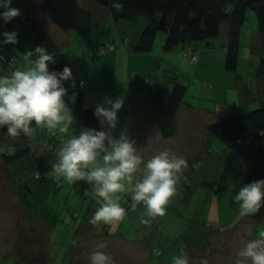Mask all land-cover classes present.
<instances>
[{
	"label": "rangeland",
	"instance_id": "obj_1",
	"mask_svg": "<svg viewBox=\"0 0 264 264\" xmlns=\"http://www.w3.org/2000/svg\"><path fill=\"white\" fill-rule=\"evenodd\" d=\"M80 2L93 15L89 34L57 26L41 12L42 0H12V7L19 8L21 15L7 24L0 21L2 32L14 30L21 38L15 48L19 67L27 66L24 60L27 50L42 45L55 54L57 63L64 61L72 68L76 83L65 97L75 117L69 133L56 132L55 138L37 129L28 139L30 153L13 168L0 170V264H89V253L97 250L100 243L107 245L101 250L115 264H171L181 248L188 254L190 264H202L205 260L207 264H236L237 251L248 239L257 238L264 231V219L239 216V207L232 200L233 191L246 184L251 166L213 136L208 125L264 104V81L256 82L263 65L257 49L263 50L264 57V43L256 41L255 11H248L238 67L230 70L226 67L224 49L226 23L212 46L198 41L203 43L204 51L199 53L197 63L190 60L191 53H183L182 45L165 50L164 31L159 32L154 42L161 49H153L149 56H144L133 51L144 27V15L135 21H117L111 14L107 16L105 8H108L104 5L93 0ZM29 15L33 20L27 18ZM50 30L53 37L44 36V31ZM61 40L64 41L60 43ZM56 41L59 45H55ZM8 51L10 45L4 54L9 55ZM220 51L224 53L223 59ZM53 66H49L50 70ZM153 67L155 71L145 73ZM158 70L164 72L166 89L173 87V79L187 85L176 119V134L170 138L163 137L158 125H153L156 118L147 87L142 83L144 74L156 80ZM10 73L0 62V75ZM81 75L84 87L79 86ZM81 89L88 100L86 107L95 108L106 96L113 99L123 96L119 123L107 131L113 136L129 135L145 160L164 149L186 158L188 166L164 216L147 217L142 204L133 207L130 194L120 193L126 216L111 225H92L89 218L98 205L90 194H84L89 185L84 181L76 184L58 181L51 170L43 178L35 176L32 168L35 156L47 149L56 151L62 143L51 139L60 136L66 139L79 132L81 124L73 107ZM250 90L256 95L251 97ZM0 136V152H12L11 143L21 142L2 132ZM145 219L149 222L144 223Z\"/></svg>",
	"mask_w": 264,
	"mask_h": 264
},
{
	"label": "clouds",
	"instance_id": "obj_2",
	"mask_svg": "<svg viewBox=\"0 0 264 264\" xmlns=\"http://www.w3.org/2000/svg\"><path fill=\"white\" fill-rule=\"evenodd\" d=\"M110 4L116 12L124 10L123 0H110ZM0 9V21L5 24L21 15L19 8L12 7V0H0ZM18 35L14 30L0 32V46L16 44ZM24 60L27 66L21 68L16 66V58L9 59L7 63L13 70L9 75H0V129L6 128L10 137H32L38 128L69 133L75 117L65 100V82L75 88L72 68L65 65L62 70H50L57 59L42 45L27 50ZM123 105V96L104 97L93 113L100 128L82 127L79 134L68 135L57 147L55 162L51 164L56 180L70 184L84 181L89 185L84 194H90L98 205L89 218L92 225H111L126 216L120 193L130 194L133 207L142 204L147 217L164 216L188 166L186 158L169 149L145 160L129 135H110L107 129L117 127ZM232 200L239 207L240 217L258 213L264 207V179L243 184L233 191ZM106 247L104 243L96 245L97 250L89 253V264H115L101 250ZM171 264H190L183 248L172 257ZM236 264H264V231L239 249Z\"/></svg>",
	"mask_w": 264,
	"mask_h": 264
},
{
	"label": "trees",
	"instance_id": "obj_3",
	"mask_svg": "<svg viewBox=\"0 0 264 264\" xmlns=\"http://www.w3.org/2000/svg\"><path fill=\"white\" fill-rule=\"evenodd\" d=\"M93 1L107 7L111 16L117 21L121 19L135 21L141 15L146 17L145 26L133 47V51L137 53L150 52L157 34L164 31L167 35L164 43L165 50H172L178 45H183L184 53L186 55L191 53L190 60L195 55L199 60V53L194 43L205 41L207 46H212L213 41L220 36L222 23H226L228 25L226 67L236 70L242 31L248 21L250 9L256 13L258 30L263 36L262 43H264V0H123L124 10L122 12H116L111 7L110 0ZM40 10L62 29L77 30L84 34L91 32L93 15L81 5L80 0H42ZM18 37L19 41L16 44H8L11 45L12 55L16 54L15 47L21 40L19 35ZM6 46L0 49V53L5 57V60L0 59V62L4 63L6 70H9L6 59L8 60L12 55L7 57L4 54ZM19 61L20 59L18 64ZM65 65L64 61L58 62L51 70H62ZM173 83L170 90L165 88V84L168 83L162 70H158L156 80L148 76L144 81L160 133L165 138L176 134L178 110L187 91V85L184 83L176 79H173ZM70 84L71 82H65V87L68 88ZM84 85V76L81 75L79 86L84 87ZM85 96V92L81 89L73 107L74 114L83 127L99 129V121L93 114L95 108L86 107ZM38 130L50 134L51 137L57 136L56 132L52 133L40 128ZM208 130L250 164L251 171L245 183L264 179V104L239 115L219 118L208 125ZM0 132L7 135L6 128L0 129ZM16 138L21 139V142L11 143L12 152L2 150L0 154V163L3 168H13L14 164L20 162L31 151L28 144L30 137L21 135ZM55 138L51 141L60 140L62 142L65 137ZM54 158L56 159V151L50 149L35 156L32 164L35 176L45 177L44 173L51 170V164L55 162ZM20 168L17 171L14 170L15 174ZM248 217L256 221L263 220L264 207L258 213Z\"/></svg>",
	"mask_w": 264,
	"mask_h": 264
},
{
	"label": "crops",
	"instance_id": "obj_4",
	"mask_svg": "<svg viewBox=\"0 0 264 264\" xmlns=\"http://www.w3.org/2000/svg\"><path fill=\"white\" fill-rule=\"evenodd\" d=\"M105 10H107L106 11V14H107V16H108V14H110V12H109V10L108 9H106L105 8ZM102 12H104V9H102ZM28 14H29V12H28ZM100 14V13H99ZM100 15H102V14H100ZM103 16V15H102ZM104 17V16H103ZM27 18L31 21V20H33L31 17H30V15L29 16H27ZM145 23H146V20L144 21V26H145ZM222 25H223V23H222ZM222 25H221V27H222ZM38 29L41 31V32H43L42 31V28L39 26L38 27ZM227 29H228V25L226 26V28L224 29V34H225V39H226V41H227V43H228V33H227ZM4 31V30H3ZM0 32H2V28L0 29ZM257 32H258V37L256 38V41H257V43H261L262 42V38H263V36H262V34L259 32V30H258V27H257ZM159 34V33H158ZM158 34H157V36H156V39H157V37H158ZM44 36H50L51 38L53 37V35H52V31L50 30V32L49 31H44ZM167 36V35H166ZM242 37H243V35H242ZM60 39H61V37H59ZM259 38V39H258ZM156 39H155V41H156ZM48 40V39H47ZM162 40H164L163 38H162ZM165 40H166V37H165ZM64 40H61V42L60 43H62ZM241 41H242V39H241ZM57 43L55 44V45H59V41H56ZM164 43H165V41H164ZM11 46V45H10ZM179 46H181V45H178V46H176V47H174L172 50H174V49H178L179 48ZM194 46V45H193ZM203 43H200V42H197V43H195V46L194 47H196L197 49H200V50H198V53H200V52H202V51H204V49H203ZM226 46H227V44L224 46V49H225V51H226ZM16 48V47H15ZM182 48H184L183 47V45H182ZM153 49H161V45L160 46H158V47H156V45H155V43H154V46H153ZM152 49V50H153ZM164 49H165V47H164ZM202 49V50H201ZM152 50L150 51V52H147V53H144V56H149L150 54H151V52H152ZM257 50H259L260 51V57L258 58V60H260L261 59V62H262V66H261V68H260V76L259 77H257L258 79H257V83L258 84H260V82L261 81H264V72H263V69H264V57H262V55H263V50L262 49H257ZM6 51V50H5ZM4 51V52H5ZM156 52V51H155ZM219 52V51H218ZM8 53H9V55H6L7 57H10L11 55H12V53L10 52V51H8ZM183 53H184V50H183ZM185 54V53H184ZM207 54H208V52H207ZM220 54H222V59H223V54L224 53H221V51H220ZM186 55V54H185ZM20 59V58H19ZM198 61H200V59L198 60ZM223 61V60H222ZM19 63H20V61H19ZM205 64V63H204ZM2 65H3V67H4V69H6L5 68V65H4V63H2ZM19 64H17V67H19L18 66ZM259 65V64H258ZM155 67V66H154ZM154 67L152 68V69H150V70H146L145 71V73H147V72H153V71H155L154 70ZM8 71V70H7ZM90 73V72H89ZM149 75L148 74H144V80L142 81V83H144V81H145V79L148 77ZM73 77H74V79H75V76H74V74H73ZM243 85V83H237V86H242ZM256 87V86H255ZM259 87V89H260V86H258ZM71 87L69 86L68 87V89H70ZM259 91H263V90H259ZM250 92V96L251 97H253V95H256L255 94V92L254 91H252V90H250L249 91ZM258 95H259V92L257 93ZM185 95H186V93H185ZM185 98V97H184ZM85 99H86V101H88L87 100V97L85 96ZM182 104H183V102L181 103V105H180V107H179V110H180V108H182L181 106H182ZM152 106V105H151ZM179 110H178V112H179ZM178 115V114H177ZM155 123L157 124V122L155 121L154 122V124L153 125H155ZM158 125V124H157ZM79 126V131H80V129L83 127L82 125H78ZM152 126V125H151ZM75 134H79V132H77V133H75ZM161 134V133H160ZM1 137V136H0ZM63 139V138H62ZM0 147H1V143H0ZM0 154H1V152H0ZM4 169H8V168H3V166L1 165V163H0V170H4ZM15 172V171H14ZM29 212L30 213H32V210H29ZM33 214V213H32ZM250 218V217H249ZM251 219V218H250ZM130 241V240H129ZM135 241H139V240H135ZM139 242H141V241H139ZM141 243H143L144 244V242L142 241ZM239 251V250H238ZM237 251V252H238ZM236 257V260H237V256H235ZM236 260H235V263H236ZM53 262H51V264H52Z\"/></svg>",
	"mask_w": 264,
	"mask_h": 264
},
{
	"label": "built area",
	"instance_id": "obj_5",
	"mask_svg": "<svg viewBox=\"0 0 264 264\" xmlns=\"http://www.w3.org/2000/svg\"><path fill=\"white\" fill-rule=\"evenodd\" d=\"M18 41H19V37H18ZM4 48V46H0V49L2 50ZM11 58H16V60H17V64H18V60H19V58H18V56L16 55V54H13L12 56H11ZM11 58H9V59H11ZM0 59H4L5 60V57L0 53ZM8 59V60H9ZM7 59H6V61H8ZM191 61L192 62H197L198 61V56L197 55H195V56H192L191 57ZM8 64V63H7ZM17 66V65H16ZM8 69L10 70V71H12L13 70V67L11 66V65H9L8 64ZM81 83H83V81H81ZM45 130H47V129H45ZM52 133H54V132H52Z\"/></svg>",
	"mask_w": 264,
	"mask_h": 264
}]
</instances>
